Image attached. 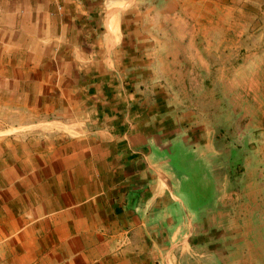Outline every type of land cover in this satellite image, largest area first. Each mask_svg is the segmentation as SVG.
Listing matches in <instances>:
<instances>
[{
	"label": "crops",
	"instance_id": "1",
	"mask_svg": "<svg viewBox=\"0 0 264 264\" xmlns=\"http://www.w3.org/2000/svg\"><path fill=\"white\" fill-rule=\"evenodd\" d=\"M126 2L0 0V264L211 254L195 225L219 199L214 156L183 137L173 65Z\"/></svg>",
	"mask_w": 264,
	"mask_h": 264
},
{
	"label": "rangeland",
	"instance_id": "2",
	"mask_svg": "<svg viewBox=\"0 0 264 264\" xmlns=\"http://www.w3.org/2000/svg\"><path fill=\"white\" fill-rule=\"evenodd\" d=\"M130 6L128 19L151 23L173 65L171 83L182 91L176 100L190 114L183 137L215 159L220 200L195 225L211 252L200 253L203 264H264V0H127L121 7ZM200 175L186 190L206 188Z\"/></svg>",
	"mask_w": 264,
	"mask_h": 264
}]
</instances>
